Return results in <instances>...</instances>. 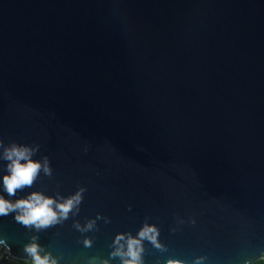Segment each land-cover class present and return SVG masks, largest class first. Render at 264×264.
<instances>
[{"label":"water","instance_id":"95a60500","mask_svg":"<svg viewBox=\"0 0 264 264\" xmlns=\"http://www.w3.org/2000/svg\"><path fill=\"white\" fill-rule=\"evenodd\" d=\"M0 141L51 169L6 199L80 194L0 214V264H123L145 224L141 264L264 260V0H0Z\"/></svg>","mask_w":264,"mask_h":264},{"label":"clouds","instance_id":"9594fccd","mask_svg":"<svg viewBox=\"0 0 264 264\" xmlns=\"http://www.w3.org/2000/svg\"><path fill=\"white\" fill-rule=\"evenodd\" d=\"M34 151L35 149L28 145L15 142L4 145L3 141H0V160L7 161L5 165L7 171L0 176L4 192L14 195L17 189L32 185L41 168L44 169L45 173L50 174L51 169L48 166L47 158L44 159L43 163L40 160L32 159ZM79 200V193L63 200H57L52 196L45 195L43 192L32 191L27 196L13 202L0 194V214L19 210L16 215L18 221L26 225L34 224L37 228H40L67 216L69 209ZM156 233L157 229L154 225L145 224L137 236L128 235L124 237L123 234H119L115 239L117 247L112 254L119 255L123 260V264H141V238L146 237L155 242ZM122 240L124 241L123 244L121 243ZM85 243H88V241L86 240ZM41 250L35 241L25 247V251L31 256L33 264H57L56 258L52 257L50 253L41 255ZM105 264H107V261H105ZM169 264H179V262L170 261Z\"/></svg>","mask_w":264,"mask_h":264},{"label":"trees","instance_id":"16d2710c","mask_svg":"<svg viewBox=\"0 0 264 264\" xmlns=\"http://www.w3.org/2000/svg\"><path fill=\"white\" fill-rule=\"evenodd\" d=\"M5 264H33V262H26V261H16V260H8L5 259ZM253 264H264V260H259Z\"/></svg>","mask_w":264,"mask_h":264},{"label":"built area","instance_id":"2783aa9c","mask_svg":"<svg viewBox=\"0 0 264 264\" xmlns=\"http://www.w3.org/2000/svg\"><path fill=\"white\" fill-rule=\"evenodd\" d=\"M6 259H8V260H11V261L13 260V259H12V258H10L9 256H6Z\"/></svg>","mask_w":264,"mask_h":264}]
</instances>
